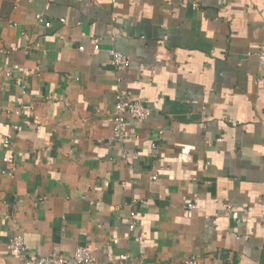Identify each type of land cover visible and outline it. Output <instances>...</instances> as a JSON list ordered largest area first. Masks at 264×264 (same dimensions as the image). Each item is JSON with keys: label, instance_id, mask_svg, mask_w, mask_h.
<instances>
[{"label": "crops", "instance_id": "1", "mask_svg": "<svg viewBox=\"0 0 264 264\" xmlns=\"http://www.w3.org/2000/svg\"><path fill=\"white\" fill-rule=\"evenodd\" d=\"M258 51L264 0H0V264H264Z\"/></svg>", "mask_w": 264, "mask_h": 264}, {"label": "built area", "instance_id": "2", "mask_svg": "<svg viewBox=\"0 0 264 264\" xmlns=\"http://www.w3.org/2000/svg\"><path fill=\"white\" fill-rule=\"evenodd\" d=\"M47 4L54 0H44ZM195 7V5H193ZM94 49H97L95 46ZM110 56V64L115 68L125 67L129 62V57L114 49L108 52ZM256 66L261 76H264V52L258 51L255 54ZM9 76H12L9 73ZM264 77H259L257 82H262ZM21 85L20 80H16ZM115 115L112 121L110 135L113 140L121 142L125 135L126 115L130 118L141 121L148 116L149 109L140 102L126 103L118 100L115 105ZM157 175L152 176V180H156ZM196 194H192L195 198ZM189 208H194V204H189ZM229 207V205H224ZM7 254L14 258L18 264H96L93 252L88 245L79 246L69 256H62L50 253L42 256H31L25 247L23 239L19 235H14L7 241ZM126 256H121V264H125ZM185 264H196L194 261H188Z\"/></svg>", "mask_w": 264, "mask_h": 264}]
</instances>
